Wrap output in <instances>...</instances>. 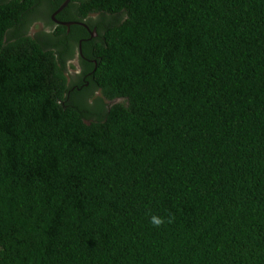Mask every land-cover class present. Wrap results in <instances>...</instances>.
<instances>
[{
	"label": "trees",
	"instance_id": "1",
	"mask_svg": "<svg viewBox=\"0 0 264 264\" xmlns=\"http://www.w3.org/2000/svg\"><path fill=\"white\" fill-rule=\"evenodd\" d=\"M79 1L73 89L0 0V264H264V0Z\"/></svg>",
	"mask_w": 264,
	"mask_h": 264
},
{
	"label": "flooded vegetation",
	"instance_id": "2",
	"mask_svg": "<svg viewBox=\"0 0 264 264\" xmlns=\"http://www.w3.org/2000/svg\"><path fill=\"white\" fill-rule=\"evenodd\" d=\"M65 1V0H64ZM73 0L69 3L67 7L64 9L58 11L60 6L64 3L62 2L60 5L57 6L56 0H38L37 4V11L35 12L38 13L39 11H47L48 13V22H44L43 26H47L50 28V33L55 36V42L52 41L49 43V46L54 48L56 52H60L59 48H62L64 52H75V47L73 46L75 44V39L78 38V51L83 52V43L86 39H94L98 38L100 36L98 32V27L94 26L93 29H91L86 22L81 21L77 17V13L79 11V4L80 1L77 0L74 3H72ZM72 6V7H70ZM71 9V11H67V9ZM103 17L108 16L109 14H103ZM33 16V15H32ZM91 16H100L102 17V13L100 12H93L90 14ZM118 15V19H120ZM104 19V18H103ZM30 28H29V34L33 37H37L39 35L38 32H33V27H35L36 23L38 22L37 20H31L30 18ZM104 23V22H102ZM74 26H81L83 28H86L88 30V37L80 36L81 31L78 28H75ZM73 46V47H72ZM74 48V50H72ZM77 52V50H76ZM80 73V72H78ZM83 70L81 71L80 75H82ZM91 75V72L88 74ZM87 75V76H88ZM79 76V74L77 75ZM85 76V79L86 77ZM87 86L89 85V82L85 83ZM77 86V84H73L72 87ZM80 89V87H78Z\"/></svg>",
	"mask_w": 264,
	"mask_h": 264
},
{
	"label": "rangeland",
	"instance_id": "3",
	"mask_svg": "<svg viewBox=\"0 0 264 264\" xmlns=\"http://www.w3.org/2000/svg\"><path fill=\"white\" fill-rule=\"evenodd\" d=\"M48 13L47 11H39L38 13L33 15V20H37L35 27H33V32H38L39 35H44L46 38H48L50 35V28L47 26H43L44 22H48ZM93 20L101 19L100 16H91ZM53 36V35H52ZM53 40L55 42V36H53ZM60 49V48H59ZM77 50V52H76ZM75 52L72 54V56H69L66 64H67V71L66 76L68 78L69 84H77L80 81V77L77 76L80 75L81 71L84 70L82 60H81V52L78 51V45L75 47ZM70 53V52H69ZM80 72V73H78ZM73 89H78L77 86L74 85ZM81 89V88H80ZM71 101L74 103L79 104L84 109H87L93 113L103 115L105 112V109H108L112 104L116 102H120L121 99L116 100H109L107 99L100 89H95L92 91H86V90H79L77 92L76 96L71 98ZM94 115L91 113L89 114L87 121H93Z\"/></svg>",
	"mask_w": 264,
	"mask_h": 264
},
{
	"label": "water",
	"instance_id": "4",
	"mask_svg": "<svg viewBox=\"0 0 264 264\" xmlns=\"http://www.w3.org/2000/svg\"><path fill=\"white\" fill-rule=\"evenodd\" d=\"M70 2H71V0H65L64 3L58 9V11H60V10L64 9L65 7H67Z\"/></svg>",
	"mask_w": 264,
	"mask_h": 264
},
{
	"label": "clouds",
	"instance_id": "5",
	"mask_svg": "<svg viewBox=\"0 0 264 264\" xmlns=\"http://www.w3.org/2000/svg\"><path fill=\"white\" fill-rule=\"evenodd\" d=\"M152 223L159 225L161 223V220L157 218H153Z\"/></svg>",
	"mask_w": 264,
	"mask_h": 264
}]
</instances>
